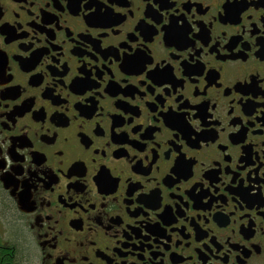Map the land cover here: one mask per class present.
<instances>
[{"label": "flooded vegetation", "instance_id": "flooded-vegetation-1", "mask_svg": "<svg viewBox=\"0 0 264 264\" xmlns=\"http://www.w3.org/2000/svg\"><path fill=\"white\" fill-rule=\"evenodd\" d=\"M264 264V0H0V264Z\"/></svg>", "mask_w": 264, "mask_h": 264}, {"label": "trees", "instance_id": "trees-1", "mask_svg": "<svg viewBox=\"0 0 264 264\" xmlns=\"http://www.w3.org/2000/svg\"><path fill=\"white\" fill-rule=\"evenodd\" d=\"M11 264H17V261L15 259H11Z\"/></svg>", "mask_w": 264, "mask_h": 264}]
</instances>
